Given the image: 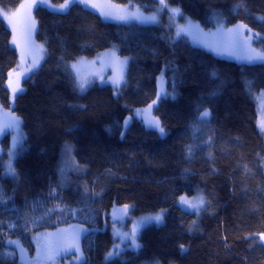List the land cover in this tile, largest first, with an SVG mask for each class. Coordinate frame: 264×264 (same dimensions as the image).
Returning <instances> with one entry per match:
<instances>
[{"label":"trees","instance_id":"trees-1","mask_svg":"<svg viewBox=\"0 0 264 264\" xmlns=\"http://www.w3.org/2000/svg\"><path fill=\"white\" fill-rule=\"evenodd\" d=\"M22 1L0 0V117L7 126L0 135V264L36 255L43 244L35 248L36 234L59 228L56 241H65L63 232L73 235L75 225L82 227L78 264H264V137L257 127L264 63H237L174 34L185 19L202 30L247 25L253 47L264 52V0H165L179 16L161 0H110L157 13L153 25L107 22L78 4L64 13L34 7L44 58L11 104L7 80L18 55L1 14ZM110 49L127 58L124 84L81 92L70 63ZM205 109L211 115L198 123ZM150 118L163 135L147 127ZM10 131L20 140L13 152ZM201 195L197 221L176 205L181 196ZM126 204L133 218L166 214L138 231V249L106 261L114 247L110 220Z\"/></svg>","mask_w":264,"mask_h":264},{"label":"rangeland","instance_id":"rangeland-1","mask_svg":"<svg viewBox=\"0 0 264 264\" xmlns=\"http://www.w3.org/2000/svg\"><path fill=\"white\" fill-rule=\"evenodd\" d=\"M60 4H52L49 0H23L16 9L3 11L1 14L2 18L6 22V26L8 25L7 28L9 29L11 34L10 45L12 48L16 50L18 55L17 64L14 67V69H12L8 73V80H7V87L10 94L11 104L15 99L13 98L12 89L16 88L17 86L19 87V89H21L22 80L27 78L31 73H33L42 63L44 58V53H45L44 46L38 43L34 39V21L32 18V9L34 7L39 6V7H44L49 11L55 13H64L65 11H67V9L63 11L59 10ZM73 4L80 5L84 9L97 14L104 21L107 22H114L121 24L135 23L139 25H153L159 22V17L157 13L154 14L145 13L139 8H132L127 5H117L112 3L110 0H87V4L81 3L80 0H76V2ZM166 10L168 11L169 15L171 14L172 16H176V15L179 16V14L172 12L171 8L166 7ZM135 15L155 16L156 21L140 22L139 20L132 18H129L127 20L119 19V17L121 16L131 17ZM237 26L238 25L229 27V26H224L223 24H221V22H217L213 25L211 29L202 30L188 19H185L182 22V24H175L174 34L176 37L188 38L194 45L209 50L216 56L225 57L228 60L232 59L237 63H249L245 59L240 58L243 55H245V52L247 50L245 48V39L248 37L247 36L248 34L246 33L245 29H239V31L242 33V35L239 37L240 47H237L234 42V37L236 35L235 32L230 33L228 31L229 29H236ZM181 28L188 29V31L181 33L178 36L177 32ZM14 40L15 43H13ZM247 47H250L251 49H255V47H253L252 39L248 41ZM242 48L245 50L242 51L241 50ZM255 50L257 52H260L257 49ZM113 53H115V56L112 55ZM117 58L119 61H124L126 59L119 57L115 49H110L105 53H102L100 57H96L94 59H82V58L77 59L76 61L70 63L69 66L71 72L73 73V75L77 80L81 79L87 82L86 89L96 83L99 86L109 85L114 90L118 91L120 87L124 84L127 62L122 66L123 80L121 82L120 87L117 89L113 83V80L117 78V76L120 74L121 71V67L118 66L116 63ZM254 63H264V62H254ZM73 64L77 65L76 69L72 68ZM10 73L11 76L9 75ZM91 81L93 82L89 84V82ZM19 93H21V91H19L16 94V96ZM260 99L261 100L259 101V106L264 107V97L260 96ZM139 111L140 113H142V110ZM137 112L138 110L134 111L133 115L137 116L138 115ZM260 115L263 117H260ZM257 127L259 128L260 133L264 137V112L260 113L258 116ZM6 128H7L6 122L4 120V117L2 116L0 117V135L3 133V131ZM19 141L20 140L16 131H10L11 152H13L16 149ZM263 167H264V161H263ZM184 197L192 201L195 200V198H197L198 196L196 197L184 196ZM179 202H180V197L177 199L176 205H178L181 208ZM163 211L166 214V211L165 210ZM122 212L123 211L116 212L113 217L114 220H110L113 223L109 227V231L112 234L114 240V247L112 248V250L117 246H119V251L121 249L123 250L124 248H126V250L128 249L133 250V248L131 247V239H130L133 228L137 227L144 217L152 216L155 215L156 213L147 216L133 218L130 214L131 212L130 209L127 215L123 213L124 215L123 217H121ZM200 212L201 211H199V213H196L197 216L195 218V221H197L198 218L200 217L201 214ZM160 224H156L155 222L147 223L144 226L139 227L138 231L145 228L146 226L160 225ZM75 226L76 227L73 226L74 234L80 231L82 232L81 226H77V225ZM77 227H79L80 229ZM60 231L61 230L58 228L52 232L46 231L36 234L33 240L35 248L36 249L38 248L39 243L45 244L46 248H48V251L53 255V261H51L50 264H78V262L80 261L79 253H77L76 251L74 252V248L68 249L64 244V241H60V240L56 241V239L60 234ZM125 234H127V236L129 237V239H127L126 242L122 241V237H124ZM63 235L67 237L69 233L65 231L63 232ZM136 239H137V243L139 244L137 237ZM19 264H42V263H40L39 260L37 259V253H36V255L34 256H26L24 254H21L19 258Z\"/></svg>","mask_w":264,"mask_h":264},{"label":"snow or ice","instance_id":"snow-or-ice-1","mask_svg":"<svg viewBox=\"0 0 264 264\" xmlns=\"http://www.w3.org/2000/svg\"><path fill=\"white\" fill-rule=\"evenodd\" d=\"M75 2H76V0H65V2L63 4L59 5V10H61V11L66 10L71 6V4H73ZM80 2L87 4V0H80ZM161 4L164 5L165 7L167 6L165 4V0H161ZM171 11L176 13V14H179V9H171ZM129 18L139 20L140 22H155L156 21L155 16L135 15V16H131V17H125V16L119 17V19H121V20H127ZM239 29H247V25H238L236 29H229L228 30L230 33L235 32L236 35L234 37V42H235L237 47H240L239 37L242 35V33L239 31ZM186 31H188V29L181 28L178 30L177 35L179 36L181 33H184ZM247 31L249 33V36L245 39V48L247 50L245 52V55H243L240 58L245 59L249 63L264 62V52H257L255 49H251L250 47H247L248 41H250L252 39L251 29H247ZM256 35L258 36V34H256ZM13 43H15V40L13 41ZM241 50L244 51L245 49L242 48ZM112 55L115 56V53H113ZM126 62H127V58L124 61H119L118 58L116 60L117 65L121 67L120 74L117 76L116 79L113 80V83L117 89L120 87L121 82L123 80L122 66L124 64H126ZM72 68L76 69L77 65L73 64ZM9 75L11 76V73ZM86 86H87L86 81L78 79L77 87L81 90V92H83L86 89ZM12 91H13V98H15L16 94L22 90L19 89V87L17 86L16 88H13ZM165 95H166V93H165ZM159 96H160V93H158V97ZM155 103H156V101H153V104H155ZM151 107H152V105H149V109H151ZM137 114L140 115L139 110H138ZM210 115H211L210 112L207 109H205L203 112L200 113L197 122L198 123L206 122L209 119ZM13 119L17 123H19L18 118L13 117ZM130 119L131 118H129V120ZM129 120H125V122H124L125 128H127ZM145 123H146L147 127L157 129L161 133V135L164 134V128L161 126L160 121L158 119H155V118L146 119ZM196 130L198 131L199 129H196ZM121 135L123 136V133ZM192 151H193V149L191 147H189V149H188L189 155L192 154ZM8 174L15 176V171L11 168V165L9 166V173ZM53 194H54V192H53ZM4 202L5 201H4L3 197L0 196V203H4ZM179 205L181 206L182 210L185 212H188L189 210H191L192 212L199 213V211H201L205 206V199L201 195V196H198L197 198H195V200L190 201L186 197L181 196ZM184 206H187V207H184ZM130 207L131 206L127 205V204L123 206L122 211L125 215H127ZM49 211H54V209L49 210ZM164 215H165V213L162 210V211L156 213L155 215L144 217L142 219V221L139 223V225L137 227L133 228L132 233H131V237H130L131 247L133 249H138L140 247V245L137 243V239H136L137 233H138V228L144 226L147 223L155 222L156 224H160L163 222ZM127 239H129V237L127 236V234H125L124 237H122V241L126 242ZM260 239L262 241H264V234H261ZM10 243L17 244L18 242L10 241ZM64 243L66 244V246L68 248H75V251L77 253H80L79 233L78 232L69 236V237H66ZM181 248L183 249V245L181 246ZM117 255H119V246H117L112 251H110L107 254V256L105 257V259H106V261H110L114 256H117Z\"/></svg>","mask_w":264,"mask_h":264},{"label":"water","instance_id":"water-1","mask_svg":"<svg viewBox=\"0 0 264 264\" xmlns=\"http://www.w3.org/2000/svg\"><path fill=\"white\" fill-rule=\"evenodd\" d=\"M126 120H129V118H126ZM129 124H130V120H129L128 126H129ZM124 128H125V126H124ZM37 256H38V259L40 260V262H42L43 264H50V262H51L50 255L46 252V248L43 244H40Z\"/></svg>","mask_w":264,"mask_h":264},{"label":"flooded vegetation","instance_id":"flooded-vegetation-1","mask_svg":"<svg viewBox=\"0 0 264 264\" xmlns=\"http://www.w3.org/2000/svg\"><path fill=\"white\" fill-rule=\"evenodd\" d=\"M45 248H46V246H45ZM46 251H47V253L50 255V259L53 261V255H52V253H50V252L48 251V248H46Z\"/></svg>","mask_w":264,"mask_h":264}]
</instances>
